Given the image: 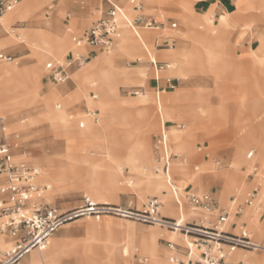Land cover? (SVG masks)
I'll list each match as a JSON object with an SVG mask.
<instances>
[{"label":"rangeland","instance_id":"374dc122","mask_svg":"<svg viewBox=\"0 0 264 264\" xmlns=\"http://www.w3.org/2000/svg\"><path fill=\"white\" fill-rule=\"evenodd\" d=\"M111 1L122 7L131 21L140 14L147 20L153 19L162 25L158 30L138 29L141 35L142 32L150 35L146 41L148 59L144 55H137L135 58L124 57L118 62L127 70L145 69L147 81L134 78L132 81L114 82L111 74L115 69L109 70V67H103L100 72L92 67L87 70L88 66L98 62L103 55L106 57L111 55L102 50V55L88 61L90 63L86 66L87 76H78L76 80L71 76V79L64 84L50 82L49 77L55 66L65 63L69 56L71 58L72 55L83 53L82 47L74 45L73 38L82 36L84 31L89 30L94 23L105 16L111 8L106 0H98V3H96L97 0H68L63 6L60 5L59 0H52L43 6L39 14L19 16L8 27L2 21L4 27L2 25L0 27V40L2 41H8L14 36L18 38L20 33L28 32L29 34L27 42L18 41L15 38L14 40L20 45L14 47L5 45L0 48V54L13 58L11 62L0 63V84L12 79V74L2 76L6 64L17 63L20 68H35L41 80L42 97L51 91H64L63 96L55 98L57 102L48 105L52 115L57 118L58 124H61L62 112L67 109V115L73 117L71 122L77 129L72 130L74 135L79 136L84 133L85 135H81L84 140L94 142L84 148L86 152H83L77 145H66V138H70H56L52 131L53 126L48 122H42L43 120L39 118L32 122V126L18 129V124L25 119L32 121L35 116L39 115L37 111L41 109L38 107L36 110L35 108L28 110V106H24L17 114L10 110L0 114V117L5 119L6 142L10 146L12 155L15 156L14 160L39 167L41 171L42 168L47 169L43 170L42 175L53 180L38 183L51 187L46 194L45 202L56 206L62 213L74 212L84 207L87 197L103 211L99 215L80 216L65 223L54 235L49 247L42 251L47 252L54 248L55 244H59L55 257L44 262L40 261L38 255L40 256L42 252L36 250V258L30 255L28 263L74 264L77 261L80 264H123L120 258L123 255H129L124 258L130 264H154L153 255L144 249L143 241L146 239L148 246L155 242L160 249L169 252L173 259L171 264L188 262L199 264L203 258L196 249H191V256L197 258L199 262L193 259L188 261L186 246L172 240L171 231L173 229L170 228L172 226H157L140 217L129 219L117 216L114 212L104 211L108 208H121L144 215L150 200L159 199L162 203L159 211L161 217L164 213L168 217L179 216L180 209H183L188 218L194 212L192 208L195 209L196 214L200 215L186 219L181 231L176 232L179 237L187 238L195 245L203 243L201 239H207V235L196 232L195 229H203L202 226L206 222L211 226L210 229L207 228L208 230H212L213 224L217 225L218 229H222L233 217L229 232L239 237L246 232L251 237V243L260 244V249L254 250L253 246L249 248L223 246L225 253L229 251L236 255L244 254L240 262H234L236 255L226 256L229 261L227 264H264V248H262L264 247V44L261 45V40L264 39V0H249L248 7L242 3L240 11L243 18L239 17L234 24L232 21L230 26H225L223 28L224 38L218 42L215 36L206 34L207 29L204 26H196L204 37L212 42L213 47L209 49H205L195 39L190 38L191 33H194L192 32L193 26L187 22L186 18L191 12L182 7V0H159L156 3H149L156 0H139L143 6L138 12H133L130 0ZM183 1L194 5L197 0ZM25 3L26 0H23L7 16L21 10ZM61 7H63V15L59 16ZM40 15H43L45 21H51L54 24L60 21L63 25L72 45V48H69L65 54L49 56L44 52L36 53L31 48L30 45L35 43L32 34L49 30L44 24L38 23ZM253 15L257 17L256 22L250 20ZM208 17L210 23L213 17ZM73 18L86 19L87 24H83L84 27L78 26L77 31L70 32V22L74 20ZM219 18V15L214 16L215 25L219 24ZM121 23L124 28L123 35L127 32L136 36L129 26L122 21ZM58 32L59 30L56 29L50 33ZM121 39L118 42L119 47L112 51L113 61L120 52L125 51ZM228 42L233 47L229 51L226 49ZM158 43L159 47H157ZM179 48L182 51H176ZM253 49H258L255 60H257L256 64H262V67L249 69L246 65L240 66L239 61L246 64L252 60ZM142 51L145 52L143 48ZM165 51L168 52L165 53ZM153 60L167 66L160 70V75L166 73L165 77L160 78V82H166L161 83L163 88L160 90L153 89L149 85V82L156 80V70L149 62ZM84 67H74L71 75ZM190 68H198L200 73H191L187 77L169 74L170 71L183 72ZM168 80H171V83H167ZM13 85L12 83L11 88ZM215 86L223 89L226 87L228 94L226 105L215 93ZM76 90L83 99L67 97ZM87 94L91 98L94 94L98 96L97 99H93L98 101L96 104L98 109H89L87 100L84 99ZM17 96L15 91H10L1 95V99L8 101ZM183 97L198 102L206 101L210 105V110H207L209 105L206 107L201 103L194 104L192 101L187 103ZM70 98L72 100L67 102ZM58 104L62 106L59 109ZM119 105L129 107L120 108ZM31 110L33 113H30ZM88 110H98L99 114L101 111L103 120L107 118L101 125L85 132L86 128L81 129L79 124L84 122L87 127L84 120L87 118ZM168 112L170 113L167 114ZM198 121L203 122L197 127V141L191 146L180 142L182 136L193 132L191 124ZM92 122L99 124L100 121ZM167 122H172L171 127L179 129L173 132L167 131L172 154V185H169L165 176L156 170L154 150L156 137L161 134L164 126L166 129L169 128ZM238 130L242 131L238 133L241 140L238 141L236 148L234 142L237 136L234 134ZM69 131H71L70 128ZM120 132L134 133L143 137V152L134 155L128 163L124 160V155L119 152L129 149V144L122 145L110 140L106 147H113L118 151H114L112 156L99 144V141L106 136L111 134V136H119L116 134ZM215 133L220 134L218 140L220 148L210 147L208 139H211ZM135 141V138L131 139L132 146ZM147 144L152 152L146 150ZM68 150L72 151L69 156ZM189 156L195 157L196 160H191ZM112 157L119 159L118 165L111 164ZM88 158L90 160L87 162ZM242 179L245 181V186L239 187L237 182L241 181L242 184ZM224 185L229 188V198L226 203H223L218 196ZM143 187L154 189L161 187L166 190V193L141 189ZM255 189L257 190L255 201L248 206L246 200ZM207 193L212 194L220 207L230 210L231 218L226 224H216L217 214L194 207L188 199L191 194ZM177 196L181 201L180 205L176 204ZM168 199L172 201L171 204L167 203ZM233 199L237 200L236 205L230 202ZM239 204L244 205V210L242 214L237 215L235 209ZM205 218H208V221ZM243 218L246 221L239 222ZM249 222L256 224V229L249 227ZM2 237L12 242L9 236L3 235ZM170 245L174 248L171 249ZM1 248L4 251H0V258L4 252L11 249L0 245ZM160 264H163L161 260Z\"/></svg>","mask_w":264,"mask_h":264},{"label":"built area","instance_id":"2783aa9c","mask_svg":"<svg viewBox=\"0 0 264 264\" xmlns=\"http://www.w3.org/2000/svg\"><path fill=\"white\" fill-rule=\"evenodd\" d=\"M130 3L137 11L142 9V5L137 0H130ZM19 4L20 0H0V26L3 19L13 12ZM121 21L132 29L138 27L158 30L162 26L153 19L143 20L142 16L130 21L123 8L113 4L108 14L94 23L86 36L74 38V42L78 46L98 48L109 54L116 48L117 43L123 36ZM136 35L140 38L137 32ZM159 46L158 43L157 47ZM11 61H13L11 56L0 54V63ZM86 63L87 60L83 54L72 56L59 66L53 73L52 79L58 83H65L70 78L67 69L71 67L80 68ZM151 64L156 71L167 67L155 61H152ZM95 98L97 97L95 96ZM90 116L95 122L100 121L97 111L90 112ZM4 120V118H0V178L5 179V182L0 185V233L11 237L15 244L11 249L4 252L0 258V264H19L32 251H45L54 235L68 221L85 215H99L103 211L88 197L85 198L84 207L69 213H62L57 207L46 203V194L51 187L47 184H39L36 180L42 173L41 168L25 163H16L13 160L10 146L6 142L7 135ZM84 127L85 124L82 123L81 128ZM154 150L156 152L157 171L165 176L169 185L173 184L171 176L172 154L166 126L161 130V134L157 136ZM256 192L255 189L249 194L246 205L251 206L253 204ZM188 199L194 207L202 208L211 214H217L218 221L221 223H226L231 217L230 210L220 207L219 203L209 194H191ZM231 203L236 205L237 200L233 199ZM160 208L161 203L159 200L152 199L148 203L147 211L144 215L140 214L143 216L140 218L153 224H163L166 220L160 217ZM111 209L113 208L104 211L114 212L115 214L123 213ZM243 210L244 205L239 204L235 212L238 215L242 214ZM169 222L176 224L175 221ZM170 226L173 227V225ZM214 234L217 235L214 239L209 238V234H205L207 239H201L203 243L198 244L199 247L205 248L201 254L204 261L199 264H227L223 246H240L243 248L253 246L251 237L246 232H243L241 237L217 231ZM170 247L174 248L173 245H170ZM176 262L179 261L176 260Z\"/></svg>","mask_w":264,"mask_h":264},{"label":"crops","instance_id":"0c3cea01","mask_svg":"<svg viewBox=\"0 0 264 264\" xmlns=\"http://www.w3.org/2000/svg\"><path fill=\"white\" fill-rule=\"evenodd\" d=\"M26 1H28L29 8L32 11H34L33 14L30 15V16H33L35 14H39V12H41L43 6L47 2L52 1V0H26ZM67 1L68 0H59V3H60L61 6H63V5L66 4ZM106 1H108V3H110L111 8L107 11L105 16L112 9V5L114 4L111 0H106ZM137 1L143 6L142 2H140L139 0H137ZM22 2H23V0H20V4ZM156 2H159V0H156L155 2H149V3H156ZM96 3H98V0H97ZM242 3H245L247 7L250 5L249 0H197L194 5H192L191 3H188L187 1H183L182 0V3H181L182 7H184L186 10H188V11H190L192 13V14L190 13V15L187 16V18H186L187 22L193 26V31L192 32H194V33H191L190 38L191 39H195L196 42L199 43L201 46L203 45V47L205 49L211 48V44H212L211 41L208 38H205L204 35L201 33V31L199 29H197L196 26H204L205 29H208L209 26H210L209 25V21H208L209 20L208 16H212L213 17V24H214V16H218V15L220 16L219 23H220V19L223 18V19H226L227 21H231V22L233 21V24H234L235 21L239 17L243 18V16L241 15V11H240ZM90 4H92L91 1H90ZM114 5H116V4H114ZM61 8L62 9H60V11H59V13H60L59 16L63 15V7H61ZM133 12H138V11L133 7ZM235 14H236L237 17L234 16ZM139 16H142L143 20H147L146 17H144L143 15H140V14H138L136 16V18L139 17ZM256 18L257 17H255L253 15L250 18V20H253L254 22H256ZM73 19L76 20L77 27L78 26L84 27L82 25L83 24H85V25L87 24V20L86 19H83V18H73ZM37 21H38L39 24H44L45 26H47L49 30L35 29V28H31V29H33V30H43V31H46V32L50 33V32H54L56 29H60L62 27L61 29L63 30V32H65L63 26H61L62 24L59 21V19H58L59 22L57 24H54L51 21H45L43 15L42 16L40 15ZM139 29L148 30V29H145V28H139ZM69 31L72 32L73 30H70V28H69ZM87 32H88V30L84 31L82 36L76 37V38H83L84 36H86ZM142 35H143V39H144L142 41H141L140 38H138V36H135L133 34H128L127 32H125L124 35L122 36L121 42H122V45L125 48V51L120 52L118 54V56L114 59L113 64L115 66V70H113V72L111 74L112 79H113L114 82H127V81H132V79H134V78H136V79H138L140 81H143V79H145L147 77V75L145 73V69L136 68V69H133V70H127V69L121 67L120 64H118V62L124 57L135 58V56H137V55H144L147 58L146 55H147L148 51H147L146 47H148V45H147L146 41L149 39L150 35L147 32H142ZM73 42H74V38H73ZM230 42H231V40H230ZM263 44H264V39L261 40V45H263ZM5 45H9V46H13L14 47V46H17V45H20V44L19 43H15V42L8 43L7 41L0 40V48H3ZM75 45H76V43H75ZM24 46L26 47V45H24ZM76 46L79 47V48L80 47L83 48V53L82 54L85 56V58L87 60L86 66H87V64L90 63V62H88L90 59H92V58L95 59V57H98V56L102 55V53H101L102 50L101 49L92 48V47H88V46H78V45H76ZM142 48L145 51L144 53H143V51L141 52ZM180 50H181L180 48L176 49V51H180ZM257 50H254V49L252 50L253 58H252V60L250 62L249 61L247 62L248 65H247V63L243 64L241 61H239L241 64H239V63L238 64L240 66L246 65L249 69H255L257 67H262V64L261 65L256 64L257 60H255V54H256ZM166 52H168V51H165V53ZM164 57H166L165 54H164ZM68 58H70V56ZM68 58H67V60H68ZM149 62L151 63V61H149ZM62 64H64V63H62ZM60 65L61 64H58L57 66H55V68L53 69L52 73L50 74V77H49L50 82H55L52 79V76H53V73L59 68ZM86 66L83 69H81L80 71H77V72L73 73V75H71V73H72V70L74 69V67H71V68L67 69V73H68V75L70 77L69 80L71 79V76L73 77L74 80H76V78L78 76L84 75L86 73ZM7 73L12 74V79L0 84V114L1 113L4 114V112L8 111V110H10V111L14 112L15 114H17V113H19L20 109L23 108L24 106H28L27 107L28 110L30 108H35V110H36V109H38V107H40L41 108L40 111H37L39 113L38 116H35V118L32 119V121H30L29 119H25L24 121H22L20 124L17 125V128L18 129H22L23 127H26V126H32V124H33L32 122H34L35 119L37 120L39 118V119L43 120L42 122H48V123H50L53 126V130L52 131L54 132L56 138H63V137L66 138V137H68L70 139L66 138V140H67L66 144L67 145H69V143H70L71 145H78V147H80V143L77 142L76 139H73V136H74L75 133L73 131L69 132V128H67L64 124H58L57 118L52 115V113L50 112L49 106H48L51 103L57 102L55 98L56 97L58 98L59 96H63L64 91L63 90H57L56 92L55 91H51L50 93H48L47 95L42 97L41 88H40L41 80H40L37 72L35 71V68H20V67H18V64L15 63V65L13 67L8 68V69L5 70L4 74H7ZM155 73H156V71H155ZM191 73H200V72L198 71V68H190V69H187V70H185L183 72H176V71H170L169 72L170 75L177 74V75L182 76V77H187ZM165 76H166V73L160 75L159 79L156 78V80H152L151 82H149L150 87L153 88V89H158V90L163 88V85L161 86V83L164 84L166 82H164V81L160 82V78L165 77ZM147 79H145L144 81H147ZM68 81H66L65 83H67ZM12 83L14 85L11 88V84ZM55 83H58V82H55ZM167 83H171V80H168ZM60 84H64V83H60ZM166 85L168 86V84H166ZM10 91L11 92L15 91L18 94V96L15 97V98H12L11 100H8V101H2L1 95H3L4 93H9ZM164 91H166V89H164ZM157 92H159V91H157ZM215 93L220 96L221 101L224 102L225 105H226V101L228 100L227 99L228 94H227V91H226V87H225V89H223L222 87L215 86ZM87 95H86L87 98L85 96L84 99L87 100V105H88L89 109H98L96 107V104L98 103V101L93 100V99H97L98 96L94 94L93 97L91 98L89 94H87ZM69 96L70 97H74L75 99H78V100L83 99L80 96V94L77 92V90L74 91L73 93H71L70 95L68 94L67 97H69ZM95 96L97 98H95ZM183 98H184V101L187 102V103H189V101H192V102H194V104L201 103L203 105H206V107H208V105H209V103H207L206 101H204V102L203 101L202 102L199 101L198 102V101H195V100L187 99L185 97H183ZM71 100L72 99L70 98V100H67V102H69ZM207 101H208V98H207ZM57 107L61 108L62 106H60L58 104ZM119 107L120 108L124 107V108L127 109V107H129V106H127V105H119ZM159 108H160V106H159ZM66 110H65V112H66V115H67V111ZM207 110H210V105L207 108ZM93 111H97L98 114H99L98 110H88V114L86 113V117H87L86 119L87 120L89 119L91 122L94 121V119L90 116V112H93ZM30 113H33V111L31 110ZM169 113L170 112H168L167 114H169ZM162 114H163V110H162ZM67 117H69V116L67 115ZM99 117H100L99 124H94L92 122L93 125L98 126V125H101L103 123V118H102L101 111H100ZM0 118H4V117H0ZM70 118L72 119L73 117L70 116ZM86 119L84 120L85 122H86ZM201 122H203V121H198V122H195V123L191 124V128L193 129V132L191 134L182 136L181 139H180V142H182V143H184L185 145H188V146H191L194 142H196L197 141V135H198L197 127H198V125L201 124ZM26 123H30V124H26ZM82 123L85 124L84 122H82ZM82 123L79 124L80 128H81V124ZM166 124L169 127L167 129V131H169V132H173V131L179 130V129H174V127H171V124H173L172 122H167ZM87 126H88V123H87ZM84 128L87 129L86 125H85ZM84 128H81V129H84ZM240 131H242V130H238L234 134V135L237 136L236 137L237 138L236 142H234L235 145H236V148H237L238 141L241 140V136L238 134ZM111 135H108L104 139L99 141L100 146L104 147L106 149V152H110L111 156L113 155V152L117 151V150L115 148H113V147H109V146L106 147V145H108L110 143V140H112L111 142H116V143H119V144H122V145H124V144H129L130 145L129 149L120 150V152H119V153L124 155L123 158H124V160L127 163H128V160H130V159H132L134 157V155H138L139 153L143 152V144H142V138L143 137L141 135H137V134H134V133H128V132H120V133L116 134V135H119V136H111ZM219 137H220V134H216L215 133L213 135V137H211V139H208L209 142H210V147L220 148V146L218 144ZM133 138L136 139L134 146H132L131 143H130L131 139H133ZM80 148L83 150L82 147H80ZM70 153H71V151L68 150V156L70 155ZM237 154H238V149H237ZM152 155H153V153H152ZM189 158L191 160H193V161L196 160V158L195 157L193 158V156H189ZM89 160H90V158H88L87 162ZM118 160H119L118 158L115 159L114 157H112L111 164L112 165H118ZM143 161H145V160H143ZM16 163H25V162H16ZM25 164H28V163H25ZM28 165H30V164H28ZM30 166H33V165H30ZM43 170H47V169L46 168H42V172H43ZM157 175H159V174H157ZM48 180H53V179H51V178L47 179V177L43 176L42 173L37 178V181L41 182V183H44V182H46ZM4 182H5V179L4 178H0V185H2ZM141 189H147V190L149 189V190H154L156 192L166 193V190L161 188V187H159L157 189H154L152 187H148V188L143 187ZM198 191H200V189H198ZM228 192H229V188L226 185H224L223 190L218 195L220 200L223 203H226L228 198H229L228 197ZM207 194L212 196V194H210V193H207ZM231 194H232V192H231ZM235 194H237V193H235ZM87 196H88V193H87ZM182 197H183V195H182ZM176 199H177L176 200V204L180 205L181 201H180L179 197L176 198ZM186 201H187V199H186ZM186 201H184V202H186ZM167 203L171 204L172 201L170 199H168ZM104 204H108V203H104ZM192 210L195 211V209H193V208H192ZM198 216H200V215L196 214L194 216H190V217L187 218V220L190 219L191 217H198ZM162 217L165 218V219L177 221V218L174 217V216H172V217L162 216ZM205 219L208 221V218H205ZM0 221H1V218H0ZM206 223H208V222H206ZM206 223H205V226H202V227L206 228ZM216 224L222 225V224L219 223L218 220H216ZM231 224H227L226 225L227 231H223L222 233L225 232L226 234L235 235V234L229 232ZM212 229L213 230H218L220 232L222 231V230H219L217 228V225L214 226V224H213V228ZM2 236L3 235L0 234V243H2V242L12 243L13 242L15 244L14 240L11 237L10 238H11L12 242L5 240ZM184 236H186V235H184ZM175 239H176L177 242H180V243H182V244H184L186 246V249L188 250V255H187V260L188 261L193 259L195 262H199L197 258L191 256V249H196L199 252L200 257L202 258V255H201L202 254V250L198 247V245H195L193 243H189L187 245L186 241L183 238H181V236L180 237H176ZM59 240H61V239H59ZM143 242L145 243L144 249L149 251L150 253L151 252L155 253L156 257L159 258L163 262V264H171V263H173L172 262L173 259L170 256L169 252L160 249L156 245L155 242L151 245L153 248L151 246L147 247L146 244L148 242L146 241V239ZM252 244L256 245V246L260 245L258 243H255V244L252 243ZM171 249H173V248H171ZM0 251L3 252L4 250L1 248ZM30 255H31V253L25 258V260L23 262H20L19 264H29L28 261L30 259ZM243 256H244V254H237L234 257V262H240L242 260V258H244ZM176 260L177 259H175V261ZM153 262H155L154 259H153ZM226 262H229V261L226 259ZM186 264H189V262L186 263Z\"/></svg>","mask_w":264,"mask_h":264},{"label":"bare ground","instance_id":"6f19581e","mask_svg":"<svg viewBox=\"0 0 264 264\" xmlns=\"http://www.w3.org/2000/svg\"><path fill=\"white\" fill-rule=\"evenodd\" d=\"M192 4V3H191ZM33 12L34 11H32L30 8H29V4H28V1H26V3H25V6L21 9V10H19V11H17V12H15V13H13V14H11V15H9V16H7V17H5L4 19H3V23L8 27V26H10L12 23H14V20L15 19H17L19 16H23V15H31V14H33ZM128 18V17H127ZM20 19V18H19ZM18 19V20H19ZM129 20H130V18H128ZM131 21V20H130ZM231 23V21H227L226 19H223V18H221L220 19V23L218 24V25H214L213 24V20H210V23H209V28L207 29V31H206V34L208 33V34H212L213 36H215V38H216V42H218V40H223V28L225 27V26H227V25H229ZM70 24H71V27H70V30H75V31H77V22H76V20L74 19L72 22H70ZM4 26V25H3ZM61 26H63V25H61ZM230 26V25H229ZM62 28V27H61ZM58 29L59 30V32L58 33H56V34H52V33H49V32H46V31H41V32H37V33H34V34H32V36L35 38V43H32L30 46H31V48L36 52V53H40V52H44V53H46V54H48L49 56H56V55H61V54H65L66 53V51L69 49V48H72V45H71V43H70V41H69V35L68 34H66L65 32H63V30L62 29ZM132 29V28H131ZM138 27H135L134 29H132L135 33L137 32L138 34H139V36H140V39H141V41L143 40V37H142V35L139 33V31H138ZM33 32H35V31H33ZM20 36L17 38L16 36H14V37H10L11 39L10 40H8L7 42L8 43H12V42H15V43H19L18 41L19 40H25L26 42H27V39H28V36H29V34H28V32H25V33H20L19 34ZM137 36V35H136ZM25 37V38H24ZM15 38H17V40L18 41H15L16 39ZM139 38V37H138ZM15 39V40H14ZM139 39V40H140ZM30 42V41H29ZM212 43V42H211ZM28 44V43H27ZM73 44V43H72ZM75 45V44H74ZM216 46H218L217 44H216ZM263 46V45H262ZM117 47H119V44L117 43V46H116V48ZM211 47H213L212 45H211ZM115 48V49H116ZM232 44L231 43H227V46H226V49L229 51L230 49L232 50ZM114 49V50H115ZM199 51V50H198ZM261 52V51H260ZM195 53V52H194ZM111 55L110 56H102L101 58H100V60L98 61V62H95V63H93L92 65H90V66H88L86 69L87 70H90L89 68H92V67H95L98 71H102V69H103V67H109V70H112V69H115L114 68V64H113V58H112V52L110 53ZM260 58V57H259ZM170 59H171V57H170ZM153 61H155V60H153ZM45 62V61H44ZM52 63V62H51ZM15 65V63H11V64H6V66H5V70L6 69H8V68H11V67H13ZM49 65V64H48ZM50 66V65H49ZM48 66V67H49ZM84 66H86V64L84 65ZM5 73V72H4ZM3 73V77H5V76H7V75H9L10 73H7V74H4ZM81 73V72H80ZM145 74V73H144ZM12 76V75H11ZM83 76H87V74L85 73L84 75H81L80 77H83ZM128 76V75H127ZM159 77H160V70L159 71H156V78H158L159 79ZM2 78V77H1ZM158 99V98H157ZM141 101V100H140ZM59 109V108H58ZM162 110H163V108H162ZM161 115V114H160ZM164 115V114H163ZM162 116V115H161ZM61 118H60V122H61V124H64L65 126H70L69 128H70V130L72 131H74V130H77L76 128H74V125H73V122H71V118L70 117H67V115H66V112H65V110L62 112V114H61V116H60ZM107 117H105V119H106ZM105 119L103 120V121H105ZM86 122L88 123V126H87V129L85 130V132H87V131H89L90 129L92 130L93 129V127H95L96 125H93L92 124V122L88 119H86ZM162 124V123H161ZM73 125V126H72ZM164 125V124H163ZM83 131V130H82ZM70 132V131H69ZM82 134H84V133H81V135ZM81 135H79V136H73V139H76L77 140V142H79L80 143V147H83V152H86V150H84V148L85 147H88L89 145H92L94 142H89L88 140H84L82 137H81ZM85 135V134H84ZM88 136H89V134H87ZM81 138L83 139V140H81ZM76 142V141H75ZM72 143V142H71ZM67 145V144H66ZM69 145H71L70 143H69ZM78 146V145H77ZM69 148H70V146H69ZM146 150H149L150 152H151V150H150V147H149V144H147L146 145ZM68 149V148H67ZM72 149V148H71ZM70 149V150H71ZM75 151V150H74ZM82 151V150H81ZM72 152V151H71ZM177 152V151H176ZM14 156H13V160H14ZM260 162V161H259ZM179 164V163H178ZM156 170H157V168H156ZM255 170H257L256 168H255ZM149 179V178H148ZM37 180V179H36ZM152 183V182H151ZM172 185V184H171ZM237 185L239 186V187H244L245 186V181H244V179H242V184H241V181H238L237 182ZM176 193V192H175ZM177 198H178V196H177ZM160 202V201H159ZM179 202V201H178ZM161 203V202H160ZM180 203V202H179ZM161 206H162V204H161ZM260 206V205H259ZM171 208H173V207H171ZM111 210H115V211H118V212H123V213H121V214H116L117 216H120V217H123V218H129V219H134V218H139V217H143V216H141V215H139V214H136V213H134V212H127V211H123L122 209H111ZM171 210V209H170ZM142 213V212H141ZM194 215H196V213H195V211L191 214V216H194ZM162 216H166V213H164ZM161 217V216H160ZM168 217V216H167ZM174 217H176L177 218V221H175V220H173V221H175L176 222V224H171L169 221H164L163 222V224L162 223H157L156 225L157 226H169V225H173V227H170V228H172L173 230L171 231V233H172V235H171V238H172V240H174V241H176V237H179V235H177L176 234V232H179V231H181V228L182 227H184V224H185V221H186V215H185V212L183 211V209H180V214H179V216H174ZM231 218V217H230ZM232 219H233V217H232ZM232 219H231V221L228 223V224H231L232 223ZM243 221H246V219L245 218H243V219H240V221L239 222H243ZM228 222V221H227ZM226 222V223H227ZM219 223L220 224H222V225H224V224H226V223H221L220 221H219ZM227 225V224H226ZM226 225L222 228V229H219V230H222L221 232L220 231H218V230H208V229H210L211 228V226L210 225H207L206 224V228L205 227H203V229H195V231L196 232H200V233H202V234H209V238H212V239H214V237L215 236H217V235H215L214 234V232L215 231H217V232H220V233H222L223 231H227V228H226ZM205 226V225H204ZM244 226V225H243ZM249 227H253V228H255L256 229V227H257V225L256 224H253V222H249ZM176 228V229H175ZM208 228V229H207ZM207 229V230H206ZM225 233V232H224ZM219 236V235H218ZM189 238V237H188ZM184 240L186 241V244L188 245L189 243H190V241H189V239H185L184 238ZM255 244V243H254ZM0 245L1 246H5V247H8V248H11L12 247V243H8V242H2V243H0ZM147 245V244H146ZM193 245V244H192ZM253 245V244H252ZM58 246H60L59 244H55V246H54V248H52V249H50L49 251H47V252H42L41 254H40V256L38 255V259L40 260V261H45V260H49L50 258H52V257H55V255H56V251H58L57 250V247ZM260 246V245H259ZM259 246H256V245H253V247H254V250H259L260 249V247ZM147 247H148V245H147ZM152 247V246H151ZM189 247V246H188ZM262 247V246H261ZM153 248V247H152ZM262 248H264V247H262ZM202 251L205 249L204 247L203 248H200ZM36 252V250H34V251H32L31 252V256H32V258H36L35 257V253ZM151 254L153 255V259L155 260V262H154V264H160V259L159 258H157L156 257V254L155 253H152L151 252ZM225 255L226 256H228V255H236V254H233V253H230L229 251L227 252V253H225ZM127 256H129V255H123L121 258H120V260H121V262L123 263V264H130L129 263V261L127 260V259H125L124 257H127ZM203 258V257H202ZM204 261V258H203V260L202 261H200L199 263H201V262H203ZM74 264H80L79 262H75Z\"/></svg>","mask_w":264,"mask_h":264}]
</instances>
